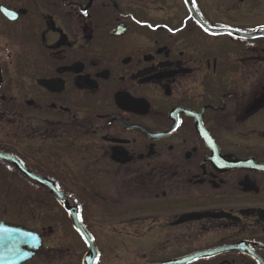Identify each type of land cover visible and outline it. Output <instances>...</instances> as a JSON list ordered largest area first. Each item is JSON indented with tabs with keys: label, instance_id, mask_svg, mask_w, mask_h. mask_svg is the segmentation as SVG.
I'll use <instances>...</instances> for the list:
<instances>
[{
	"label": "flooded vegetation",
	"instance_id": "flooded-vegetation-1",
	"mask_svg": "<svg viewBox=\"0 0 264 264\" xmlns=\"http://www.w3.org/2000/svg\"><path fill=\"white\" fill-rule=\"evenodd\" d=\"M0 153L18 264H264V0H0Z\"/></svg>",
	"mask_w": 264,
	"mask_h": 264
},
{
	"label": "water",
	"instance_id": "water-1",
	"mask_svg": "<svg viewBox=\"0 0 264 264\" xmlns=\"http://www.w3.org/2000/svg\"><path fill=\"white\" fill-rule=\"evenodd\" d=\"M8 159L11 161L17 169H19L26 177L29 179L35 181L39 185L45 186L49 189V180L40 178L38 176H35L28 172L18 161L14 160V158H10L9 156H5L0 153V160H6ZM63 204L67 207L66 202H63ZM7 226H4L3 224H0V228L6 229ZM31 232L27 231L23 227H18L16 230H10L5 232H0V239H2V243H0V264H2V261L4 258H8L9 255H6V252L15 254L14 259L17 261H23L25 259L30 258L33 256L38 248V242L35 243V240L33 236L30 234ZM14 235L18 236V238H14ZM7 239V240H5ZM10 241L20 242L19 248L11 249L14 246L11 245V248H9L7 243ZM13 244V243H12ZM9 249L11 250L9 252ZM90 258V254L88 256Z\"/></svg>",
	"mask_w": 264,
	"mask_h": 264
},
{
	"label": "snow or ice",
	"instance_id": "snow-or-ice-1",
	"mask_svg": "<svg viewBox=\"0 0 264 264\" xmlns=\"http://www.w3.org/2000/svg\"><path fill=\"white\" fill-rule=\"evenodd\" d=\"M84 15H87V12L84 13ZM7 229L0 228V232H6ZM2 239H0V243H2Z\"/></svg>",
	"mask_w": 264,
	"mask_h": 264
},
{
	"label": "rangeland",
	"instance_id": "rangeland-1",
	"mask_svg": "<svg viewBox=\"0 0 264 264\" xmlns=\"http://www.w3.org/2000/svg\"><path fill=\"white\" fill-rule=\"evenodd\" d=\"M45 201H49V199H46ZM37 212H38V213H37L38 215H41L43 211H41L40 209H38ZM43 214H44V212H43ZM42 216L45 217V215H42Z\"/></svg>",
	"mask_w": 264,
	"mask_h": 264
}]
</instances>
